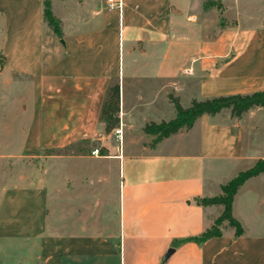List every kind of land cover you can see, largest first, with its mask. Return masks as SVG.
<instances>
[{"label":"crops","instance_id":"0c3cea01","mask_svg":"<svg viewBox=\"0 0 264 264\" xmlns=\"http://www.w3.org/2000/svg\"><path fill=\"white\" fill-rule=\"evenodd\" d=\"M49 1L60 35L44 19V0H0V67L32 84L23 148L96 141L119 170L117 228L92 230L67 215L50 221L43 185L8 186L0 264H264L262 173L233 196L240 234L226 224L218 236L192 239L222 210L199 199L264 158V107L239 118L228 109L202 114L157 141L143 130L175 117L169 94L187 107L264 89V0ZM115 82L119 123L106 131L100 110Z\"/></svg>","mask_w":264,"mask_h":264},{"label":"rangeland","instance_id":"374dc122","mask_svg":"<svg viewBox=\"0 0 264 264\" xmlns=\"http://www.w3.org/2000/svg\"><path fill=\"white\" fill-rule=\"evenodd\" d=\"M2 32L0 18V64ZM31 97L32 84L27 76L0 67V194L8 186L43 185L50 195V221L57 215H67L70 221L91 222L92 230L115 232L120 183L117 164L103 158L101 149L98 157L93 156L96 141L25 151ZM260 135L264 139V130ZM240 167L243 168L234 177L251 166ZM226 224L223 221L219 227L225 230Z\"/></svg>","mask_w":264,"mask_h":264},{"label":"trees","instance_id":"16d2710c","mask_svg":"<svg viewBox=\"0 0 264 264\" xmlns=\"http://www.w3.org/2000/svg\"><path fill=\"white\" fill-rule=\"evenodd\" d=\"M43 16L46 22L52 26L54 32L60 35L59 22L52 15L50 1L44 0ZM176 115L174 118L159 123L149 122L143 127L147 133L156 134L154 141L167 137L181 128H189L202 114L215 115L224 109L230 111L233 117L241 115L254 107H264V89L250 93H232L217 95L205 99H192L187 107H183L178 97L169 94ZM119 84L113 83L107 90L106 97L100 110V119L105 122L106 131H110L119 123ZM262 173L264 175V158L258 159L251 167L240 172L236 177L221 186V193L212 197L199 199L201 205H220L222 210L210 227H207L200 235L192 239L200 242L222 233L219 227L223 221L234 227L235 234L242 232L240 222L232 215V200L238 187L249 177Z\"/></svg>","mask_w":264,"mask_h":264},{"label":"built area","instance_id":"2783aa9c","mask_svg":"<svg viewBox=\"0 0 264 264\" xmlns=\"http://www.w3.org/2000/svg\"><path fill=\"white\" fill-rule=\"evenodd\" d=\"M107 2L109 3V7L118 5V1L117 0H107ZM114 131H115L116 136H119V134H120V126L115 128ZM93 153H94V155H98L99 154V149L97 147H95L93 149Z\"/></svg>","mask_w":264,"mask_h":264},{"label":"water","instance_id":"95a60500","mask_svg":"<svg viewBox=\"0 0 264 264\" xmlns=\"http://www.w3.org/2000/svg\"><path fill=\"white\" fill-rule=\"evenodd\" d=\"M172 252H173V248H169L165 253L164 258L166 259Z\"/></svg>","mask_w":264,"mask_h":264}]
</instances>
